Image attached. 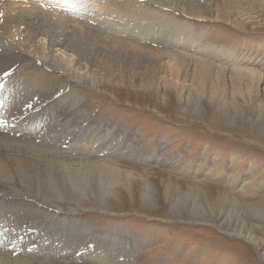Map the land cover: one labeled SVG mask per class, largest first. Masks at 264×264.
Segmentation results:
<instances>
[{
	"label": "rangeland",
	"instance_id": "obj_1",
	"mask_svg": "<svg viewBox=\"0 0 264 264\" xmlns=\"http://www.w3.org/2000/svg\"><path fill=\"white\" fill-rule=\"evenodd\" d=\"M193 1L200 8L201 16H188L173 6L171 9L167 7L163 13L187 22L197 29L196 34L208 33L203 37V42L212 43L222 50L215 53L212 49L210 53L197 55V50H201L196 49V45L185 52L188 56L199 58L211 55L215 65L224 67L210 70L209 82L196 91L198 97L195 96V108L169 91L167 85L160 83L155 86L149 75H145L149 79V86L128 84L126 81L113 83L99 77L97 84L83 86V82H75L73 85V80L59 73L57 79L60 82L56 83L62 88L54 94L45 93L40 96L39 108L34 107L33 104L38 101L37 96L32 94L33 104L26 103L28 105L23 108L26 112L21 111L26 115L12 113L10 106L13 105L9 100L0 103V124L5 122L2 125L9 132L8 138H19L21 133L14 129L26 120L28 122L24 129L28 132L23 139V146L8 142L6 148L12 151L16 146H21L25 160L22 170L26 169L25 174L34 172L39 176L44 175L45 181L52 178L54 186L61 190L52 205L41 202L40 197H36L33 192L24 194L21 200L29 206L24 207L27 212L24 215L29 214L26 215L29 219L26 224H17L20 228L16 232L18 238L10 239L9 247L0 246L1 264H83L87 261L77 259L86 253L97 257L99 264H115L114 260L119 264H264V0H235L236 6L229 8L225 0H211L215 7L209 10L201 8L204 0ZM242 10L245 12L242 13ZM47 11L49 16L63 25L72 15L79 13V10L72 12L56 6ZM88 16L89 20L82 19ZM79 18L95 36L127 39L128 30L118 27L119 20L106 22L103 16L88 11ZM64 26L67 27L66 24ZM105 26L120 30L116 34L104 30ZM19 60L20 65L30 59L21 56ZM44 63L41 61L40 65L37 62L40 67H44ZM17 67L0 75L6 90ZM191 67L187 71L189 74H186L185 86L196 83L194 68ZM241 71L258 73L260 79L245 81ZM212 85L215 93L210 102L206 91ZM74 87L77 90L75 95L79 97L77 99L75 96L74 99L79 102L81 100L77 113H83L85 120L70 132H63L60 125L57 131L50 134L39 126L37 139L33 141L31 137L34 138V135L28 130L31 122L28 120L33 116L39 117L40 110L63 97L62 91L66 88L71 91ZM223 99L228 100V106L219 105L218 102ZM102 119H109V125L120 132L121 139L111 141V146L106 147L108 149L97 154L105 146L99 142L91 144L94 140H100V137L92 135L81 139L73 138L72 135L93 121L100 124ZM61 121L62 118L56 122L60 124ZM129 136L136 139V153L130 149L123 150V139ZM51 140L53 142L49 145ZM161 142L164 143V157L158 162L149 163L154 147ZM32 143L45 150L52 149L53 155L57 152L56 158L61 164H55L53 170L60 168L64 172L68 171L66 182L59 173L43 171L46 167L45 159L52 164L54 160L44 159L43 150L40 151ZM37 153H40L39 156ZM179 155L183 161L172 165ZM201 160L212 169L221 171L224 177H230L231 184L225 183L219 176L212 180L192 178L184 166L191 161ZM99 164L116 166L119 172L117 181H111L106 174L99 175L95 168ZM242 176L252 184L251 191L245 194L244 188L240 187L241 183L232 186L234 180L240 182ZM62 182L67 185L65 187L71 185L75 194L79 191L80 203L77 204L73 197H65L66 190ZM145 188H148L146 196ZM99 195L102 196L100 200ZM193 198L198 201L200 208L206 210L204 219L199 218L200 215L195 211L189 212L187 209V203L192 202ZM63 217L76 220L80 225L78 230L85 227L99 230L98 234L102 232L97 240L89 237L86 241L91 243L82 249L78 247L81 251L71 249L75 259L67 263L57 261H63L67 251H63V244L53 242L58 236L55 232L51 237L48 233L52 231V225L56 224L54 220ZM62 223L67 224L66 221ZM10 228L7 227V231H11ZM56 228L62 233L67 231L63 230L66 227L62 225ZM235 231L240 232V235ZM84 234L79 237L81 240L86 237ZM123 235L129 238L132 249H137L133 256L128 257L132 249L121 241L125 237ZM102 239L110 242L107 248L112 253L109 256L106 246L99 244ZM66 240L65 243H69L71 239L68 237ZM96 249L100 250L96 252ZM121 249H127V252ZM86 258L88 261L96 260L89 255Z\"/></svg>",
	"mask_w": 264,
	"mask_h": 264
},
{
	"label": "bare ground",
	"instance_id": "obj_2",
	"mask_svg": "<svg viewBox=\"0 0 264 264\" xmlns=\"http://www.w3.org/2000/svg\"><path fill=\"white\" fill-rule=\"evenodd\" d=\"M252 1L255 2L257 0ZM236 3L235 0H225L227 8H229V6L235 7ZM259 3L262 5V2ZM52 6L71 10L72 12L79 10V13L72 15L70 20L65 22L67 25L66 27L64 26L65 24L58 23L59 20L57 21L49 16L50 13L48 11L46 12V10H49ZM172 6L182 10L181 12L188 16H201L200 8L196 7V2L193 0H0V75L18 65L12 77V81L7 83L9 84L7 90L5 88L6 84L3 83V79L0 80V86H3L0 87V103L9 100L13 105L10 106V111L12 113L23 116L26 115L24 114L26 110L23 108H26L25 105L30 104L33 100V98H31L32 94L37 96L38 102L36 101L37 103L31 104L39 108L40 96H43L45 93L54 94L62 88L57 85V83L60 82V80L57 79L59 73H64L73 80V85L75 82H83V86L86 84V86H93L94 83L100 80L99 78L109 79L113 83L119 81L125 83L126 81L128 84L149 86V79L145 76L149 75L151 83L153 82L155 86H158L160 83L167 85L169 91L176 93L181 97L184 103L190 104L195 108L197 105L195 96L198 97L197 92L201 89V86L204 87L209 82L210 70L219 69L223 66L215 65L213 60H211V57L213 58L211 55L210 57L203 55L199 58L195 55L188 56L185 52L196 45V49L200 48L201 50H197V55L210 53L212 51L209 50L212 49L215 53H219L222 50L212 43L208 42V44H205L203 42V37L208 33L196 34L195 31L197 29L193 28L187 22L171 18L169 17V13H163L167 7L171 9ZM214 7L211 0H204V5L201 8L209 10ZM41 8L43 9L42 12L37 11ZM238 9L239 6L236 10ZM87 11L94 12L98 14L99 17L103 16L106 22H116L115 20H119L117 22L119 25L118 27L121 26L123 29L128 30V35H126L127 39H117L115 38L116 36L107 39L106 37L95 36L93 32L86 28L87 26L85 27V25L80 22L82 20L79 17L85 16ZM239 11L241 13V10ZM243 12H245V10H242V13ZM47 13H49V15ZM82 19L89 20V16L87 19L85 17ZM93 21L94 20H92V22ZM68 25L71 31L68 30ZM103 29L106 31H113L116 34H118L120 30L119 28L107 26ZM136 39H141L143 41H137ZM21 56H26L30 60L19 65ZM41 61H45L43 64L44 67H40ZM37 62L40 63V65L37 64ZM190 65L193 66L191 68H194L193 74L196 83L193 86H185L186 74L188 73L187 71ZM84 69H86V72L82 74L81 71ZM240 74L246 78L245 81H255L257 78L259 81L260 79L258 73L241 71ZM133 77L135 79H133ZM216 78L219 79L221 77L216 76ZM80 85L82 86V84ZM195 85H197V87H194ZM76 93L77 90L75 87L71 91L66 88L61 93L63 94L62 98L51 102L40 110V112H38L40 115L39 117L35 118L33 116L31 120H28L31 122L28 125V130L32 131L34 135V138L31 137L33 141L37 139L36 135L39 132L37 131L39 126H41V130H46V132L50 134L57 131L60 125L63 132L64 130L70 132L76 125H80L81 122L85 120L83 113H77L81 106V100L79 102V100L74 99L77 97L75 95ZM206 93H208L207 99L211 102L215 93L214 86L212 85L210 90L206 91ZM77 99H79V97H77ZM224 99L218 102L220 106H228V100ZM61 103H65V106H60ZM22 110H24V113H21ZM6 113H8V110ZM60 118H62V121L59 124L56 121ZM26 121L17 129H14L19 134L21 133L20 137L16 139L8 138L9 132H7V129L2 125L5 122L0 124V145L4 144L0 147V194L3 192V195L1 194L0 196V246L4 248L7 246L9 247L10 239H14V237L18 238L16 232L20 231V228L17 227V224H26L28 222L29 216L26 215L29 214L24 215L26 212L24 207L28 205H25L21 200L24 194L33 192L36 197H40L41 202L46 205H52V201L57 199L55 196H58L61 191L59 187L54 186L52 178V180L48 179L45 181L43 174V176H39L31 172V174L26 175V169L25 171L22 170L25 160L23 159L24 151L21 150V146H23V139L27 136L28 132L24 130L28 123H26ZM95 122L97 121H93V123L88 124L87 127L79 128L76 134L72 136H74L73 138L81 137V139L87 136L92 137V135L100 137V140L98 139L99 141L94 140V143L91 144L94 145L99 142V144L105 146L97 152L98 154L108 149L106 147L111 146V141L116 138H118V140L121 139L119 137L121 134H119L120 132H117L114 127L109 125V119H102L100 124H95ZM134 140H136L134 136L123 139V150L130 149L136 153L137 144ZM8 142H14L21 146H16L14 150L10 151L5 145ZM52 142L53 140H51L50 143L48 142V144L50 145ZM108 143L109 145H107ZM163 146L164 143L161 142L158 146L154 147L153 153L149 158V163L158 162L164 157L165 149ZM35 147L37 149L40 148V146ZM41 149L42 147L40 151ZM42 150L45 153L44 159L54 160V164H52L45 159L44 166L46 165V167L43 171H54L52 173L57 175L59 173L61 178L65 180L64 182H66L69 178V175H66L68 171L64 172L60 168L53 170L55 164H61L56 158L57 152L53 155L52 149ZM176 158L177 160L171 163L172 165L183 161L181 155ZM202 161L203 160L199 162L191 161L187 163L184 166L185 171L187 170L188 174L194 179L202 177L212 180L216 178L215 176H219L223 178L225 183L231 184L232 179L230 177H224L221 171L212 169L207 163ZM95 168L99 175L106 174L113 182H116L119 178V172L116 171L118 169L114 165L109 166L107 164L106 166V164H99L96 165ZM51 176L53 177V175ZM46 177L48 178L50 175ZM247 179L248 178L242 176L239 178L240 182H235L234 180L232 186L235 187L237 184L241 183L240 187L244 188L243 191H245L243 193L250 192L252 184H250ZM65 185L66 184L63 183V188H65L64 191L66 190L65 197L69 199L73 197V200L77 204L80 203L81 196L79 195V191L78 194H75L71 185H68V187H65ZM143 190L144 196L148 195V188ZM4 191L6 192L4 193ZM39 192L42 193L41 196ZM92 192L96 194L94 189H92ZM101 197L102 196L99 195L98 199L100 200ZM149 199H151L150 194ZM186 207L189 209V212L195 211L198 213L201 219H204L207 214L205 209L200 208L195 198H193L192 202H188ZM54 221L56 224L52 225V231L48 232L49 236L51 237V235L54 234L53 232H55L58 236L53 239V242H56V244H63V251H67L66 258H63V261L59 259L57 260L58 262L67 263L74 260V255H72L70 251L71 249L75 251L80 250L78 247L82 249L91 243V241H86L89 237L97 240L102 236V232L98 234L99 230L95 228H90L89 230L84 227L78 230L77 227L80 225L74 219H65V217H63L60 220ZM65 221L67 224H61V222ZM57 225L66 227L63 228V230H67L66 233L59 232V230L57 231ZM7 227H11V231H7ZM13 232H15V236ZM83 233H85L84 235H86V237L81 240L79 237H82ZM235 233L240 235V232L235 231ZM98 235L99 237L97 238ZM123 236L125 237L122 238L121 241H124L125 246H133L132 244L130 245L129 238L126 237V235ZM68 237H70L72 241L70 240L71 242L65 243ZM99 244L104 247L106 246L107 256L112 253V250L107 248L110 244L109 240H99ZM45 248L47 247L45 246ZM98 250L100 249H96V252ZM121 250L127 252V249ZM136 250V247L135 250L132 249L128 257L133 256ZM88 255L91 259L96 258V260L88 261L86 258ZM50 257L52 260L54 259L53 256ZM117 257L118 256H116L115 259H117ZM77 260H82V262L87 261L83 264L100 263V260L90 253H86L84 256L81 255ZM116 261L117 260H114V263L119 264Z\"/></svg>",
	"mask_w": 264,
	"mask_h": 264
}]
</instances>
